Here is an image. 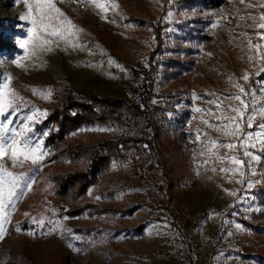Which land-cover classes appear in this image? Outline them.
Instances as JSON below:
<instances>
[{"label":"rangeland","instance_id":"1","mask_svg":"<svg viewBox=\"0 0 264 264\" xmlns=\"http://www.w3.org/2000/svg\"><path fill=\"white\" fill-rule=\"evenodd\" d=\"M258 1L199 0L186 8L174 0H51L54 8L42 5L51 27L35 29L50 41L44 44L33 38L31 19H21H41L35 0H0V33L9 45L0 49V90L8 83L12 102L0 114L9 129L0 138L10 143L21 133L16 139L25 150L41 157L23 166L10 153L0 159L18 177L16 195L8 202L5 191L0 214V264H264V225L248 223L264 211V15L256 14ZM153 24L164 25L167 46L189 68L156 88L168 117L185 115L182 147L169 160L173 188L165 185L172 199L153 193L127 164L115 167L107 186L88 189L84 201L102 214H66L55 176L64 165L47 142L48 117L76 89L130 98L137 83L130 67L147 65L156 46ZM53 30L60 35H50ZM24 40L29 43L22 47ZM236 124L240 132L231 134ZM118 134L95 124L69 135L75 143H95ZM3 178L6 190L11 178ZM135 204L141 206L133 214L111 213Z\"/></svg>","mask_w":264,"mask_h":264},{"label":"trees","instance_id":"2","mask_svg":"<svg viewBox=\"0 0 264 264\" xmlns=\"http://www.w3.org/2000/svg\"><path fill=\"white\" fill-rule=\"evenodd\" d=\"M198 1L174 0L176 5L186 8L198 7ZM258 2L256 14L264 15V1ZM258 18L256 22H259ZM193 23L198 27L196 20ZM153 26L156 46L147 65L130 67L131 74L137 77V83L130 88V98L76 89L75 94H68L48 117L47 125L50 123L52 131L47 142L62 158L65 168L55 176L58 193L67 202L66 214L77 215L85 210L102 214L104 211L96 203L84 201L87 191L95 184L107 186L115 167L127 164L138 177L150 183L155 190L153 193L169 197L165 190L167 184L168 188H173L168 175L169 160L182 147L180 136L185 115L175 119L168 117L163 102L156 101L164 94L156 88L179 79L189 68H184L180 56L167 46L165 40L169 35L164 31V25ZM261 30L264 33V28ZM8 47L0 33V49L8 50ZM254 84L251 82L250 85ZM95 124L117 129L118 137L108 135L95 143H75L71 139L72 130ZM140 206L115 207L111 213L133 214ZM167 208L175 216L172 205ZM248 223L256 228L264 225V211L253 215Z\"/></svg>","mask_w":264,"mask_h":264},{"label":"snow or ice","instance_id":"3","mask_svg":"<svg viewBox=\"0 0 264 264\" xmlns=\"http://www.w3.org/2000/svg\"><path fill=\"white\" fill-rule=\"evenodd\" d=\"M25 2H27V0H25ZM93 2H95V0H93ZM47 4L49 7L54 8V5L51 4V0H35V5L36 7L39 9V11L41 12V19L37 20L32 18L31 16H25V17H21V19H31L32 22V29H30V31L32 32V36L35 39H40L43 41L44 44L50 43V41L48 40H44L42 36H40V34L38 32L35 31V29L39 28L42 30H47L48 28L51 27V25L49 23H45V19L47 20H51V17H45L43 16V7L42 5ZM101 6L102 5H98ZM29 9L31 12L32 9V5H29ZM55 11L57 13H59V9H55ZM262 28H264V24L260 25ZM50 35L52 36H57L60 35V33H58L57 31L53 30L50 32ZM29 43L28 40H24L21 42V46L24 47ZM257 48H260L261 45L257 44L256 45ZM17 64H19V61H16ZM9 80L11 79V77L8 78ZM245 80L248 79L247 76L244 77ZM9 85L8 83H5L3 86V90H0V114H4L5 111L7 109L12 108V102L8 99L9 96ZM241 92H244L243 87H241L240 89ZM236 100H241V103H243V100L241 99V96L237 95L235 97H233ZM233 111L239 113L241 116H243V111L240 108H233ZM196 111H201V109L197 108ZM262 112H264V109H261ZM230 119L233 123H235L236 118L235 117H231L228 118ZM262 128H264V124L260 125ZM236 127V131L234 133L231 134H238L240 132V126L239 124L235 125ZM0 131L3 132H8L9 129L7 127H5L3 124H0ZM22 135L21 133H16L15 136H13V138L11 139V142L8 143L6 142L4 139L0 138V159H3L6 155H8V153L11 154V159L13 161L14 164H19L20 166H23L25 161L31 160L32 163H35L38 159H40V156H37L36 150L32 149L29 151H26V144H22L20 141H18L16 139L17 136ZM215 143V142H213ZM228 148H235L236 145L235 144H228L226 145ZM244 155H250V153L245 152ZM228 159H231L233 161L234 164H243V161H241L240 159H238L237 157H227ZM254 159H258V157H254ZM223 171H238L237 169H222ZM0 173H2V175H0V214L4 213V208H5V191L7 192V200L8 202H11L12 197H14L16 195L14 189L17 185V181H18V177H16L12 172L8 171L7 169L3 168L2 166H0ZM4 176L10 177L11 180L8 182L10 184V187H8L6 190L3 187V185L5 184L4 181ZM3 233V229L2 227H0V236H2ZM71 247V245H70ZM77 251H79V249H76Z\"/></svg>","mask_w":264,"mask_h":264}]
</instances>
